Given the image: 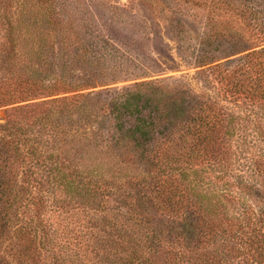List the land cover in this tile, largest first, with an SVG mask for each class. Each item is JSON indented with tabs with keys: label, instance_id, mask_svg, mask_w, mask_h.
Instances as JSON below:
<instances>
[{
	"label": "rangeland",
	"instance_id": "obj_1",
	"mask_svg": "<svg viewBox=\"0 0 264 264\" xmlns=\"http://www.w3.org/2000/svg\"><path fill=\"white\" fill-rule=\"evenodd\" d=\"M75 2L81 12L84 9L90 10L84 14H92L89 18L99 23L104 36L111 38L110 42L120 52L116 62L108 64L113 74L111 78L117 79L119 84H113L111 91L102 87L84 91L97 93L96 99H93L94 102L86 100L89 106L93 105L89 111L92 116L81 121L82 125L87 123L86 133L72 144L68 131L64 130L67 133L58 134L57 137L55 129L52 132L47 130L41 136L30 134L27 142L24 139L28 138L24 137L16 145L12 143L11 140L15 138L12 134H16L20 126H24L26 131L33 126L28 120L31 114L21 115L18 111L13 112V109L30 102L54 98L27 102L22 92H8L11 81L32 75L44 78L45 84L49 85L54 80V72L63 67L71 70L79 63L66 55L51 57L47 51L52 52L51 45L56 41V32L50 35L46 33L47 39L44 34L34 30L33 23L41 17L38 13L32 14L33 9L48 7L47 0L11 1L8 18L14 22L13 28L19 26L17 21H24L20 27H23V37L22 33L13 31L14 44L8 45V25L6 20L0 21V103L6 105L0 107V154L6 158L9 156L8 163H12L11 183L17 190L16 199L12 197L8 208L0 204V210L4 212L2 216L13 220L9 222V227H5L0 238V256L3 255L10 264H17L19 254L23 253L29 258L28 264H121L126 259L131 260L130 256H135L136 252L138 259L149 258L156 264H168L171 259L175 260L178 252L176 249L181 248L184 260L194 258L193 252L187 251L176 240L185 235L186 229L189 230L185 227H198L192 242L196 243L201 238L197 237L199 228L205 227L204 224L196 221L194 224V217L190 215L180 224L176 217L170 218L168 211L163 212L157 206L151 208L142 197L144 191H148L146 187L151 184L143 180L148 177L146 166L130 152V145L114 150L98 142L103 141L100 135L104 134L105 138L107 133L109 116L106 112L109 100L117 92L114 87L132 84L129 80L143 73L148 74L147 79H159V85L164 88L166 96L176 92L182 94V91L200 94L204 96L203 99L216 103L221 113L225 114L226 120L214 133L215 137L221 138L218 141L220 147L211 145V148H219L217 155L210 154H215L208 147L210 140L197 142L195 139L194 143L199 148L197 152L201 154L195 161H198L197 165L190 162L192 164L187 166L183 163V180H179L182 178L180 169L174 170L173 174L177 180L176 185L181 187L185 197L184 208L189 200L201 203L204 208L208 207L209 212L216 214L211 224L213 232L219 233L220 240H231V231L235 229L233 218L243 212L246 207L244 205L251 206L255 212L264 209V191L258 197V193L250 195L247 190L237 186L240 176L250 177L247 172L250 160L261 153L260 148L264 147L261 142L264 136V100L254 99L247 91L236 88L241 86L247 89L256 85L260 79L261 68L248 54L264 50V0ZM66 5L63 16L70 17L75 3L69 0ZM247 7L253 13L248 12V16H244L242 14L248 11ZM22 8L26 9L24 14L20 13ZM210 20L216 31L213 35L212 27L208 24ZM43 39L46 41L41 43ZM44 51L47 58L42 56ZM259 55L264 60V53ZM202 59L215 61L213 65L220 64V71L214 76L210 75L208 67H199ZM123 62L130 66V73L118 70L117 65ZM84 69L89 70V66ZM235 72L233 80H230ZM169 100L166 98V101ZM189 103L190 99H187L186 105ZM75 105L68 107L66 104H53L42 109L49 110V114L54 107L48 123L57 127L60 124L77 127L81 125L80 116L84 119L83 115L87 112L83 105ZM10 118H16L11 127L8 125ZM36 137L48 143L38 147L46 154L41 151L40 156L36 154L34 157L29 150L30 146L38 145ZM56 137L59 146L69 141V146L65 147L68 150L63 149L66 151L63 155L69 157L73 167L85 169L82 165L85 162L89 169H97V172L90 177H71L70 181L54 179V175L46 169L56 158L51 154L54 152L51 147L57 146V142H52ZM102 172L103 176L97 175ZM166 172L162 178L155 175L148 179L152 181L153 189L155 183L166 179ZM3 174L4 170L0 168V181L4 180ZM130 185L135 187L134 190ZM129 196L135 197L139 206L130 207L132 205L126 201L130 199ZM176 200L179 198L176 197ZM4 219H0V223L8 226ZM149 227L150 231L153 230L166 241L168 238L171 243L161 248L156 242L157 246L144 248L137 235L146 239V229ZM129 235L134 237L133 240ZM208 239H212L210 235ZM175 242L178 247L172 244ZM238 255L227 253L232 263L241 261ZM3 258L1 261H4Z\"/></svg>",
	"mask_w": 264,
	"mask_h": 264
},
{
	"label": "trees",
	"instance_id": "obj_2",
	"mask_svg": "<svg viewBox=\"0 0 264 264\" xmlns=\"http://www.w3.org/2000/svg\"><path fill=\"white\" fill-rule=\"evenodd\" d=\"M11 1L12 0H0V11L3 13L0 16V21L5 22L6 20L8 25V45L15 43L14 30L22 33V37L24 36L23 27L20 28L24 21H17L19 26L15 29L13 28L14 22L8 18V9ZM68 1L69 0H47L49 4L48 7L41 6L34 8L32 14L38 13L39 17H41L39 21L33 23L34 30L41 33V35L44 34L46 38L48 34L50 35L52 32H56V41L51 45L52 52H47H50V56L53 58L66 55L71 60H76L79 65L71 70H69L68 67H63L61 70L54 72V80L49 82V85L45 84L44 78H35L32 77V75L20 77V80L11 81V85L8 86V92H22L24 94L23 98L27 102L32 99L54 98L41 102H30L22 107L13 109V112L18 111L21 115L23 113L26 116L31 114L32 116L28 117V120L33 124L32 128L27 131L24 126L18 128L15 124L18 131L16 134H12L15 138L11 140L15 145L21 141V139H24V137L28 138L30 134L41 136L44 133L46 134L47 130L52 132V129L56 130L55 133L57 135L65 134L67 133L65 131H68L69 137H71V144L73 141H79L81 135L86 133L85 126H87V123L82 125L83 123L81 121L85 120L87 116H92V113L90 114L89 111H91L90 109L93 105L89 106L86 100H92L94 102L93 99H96L95 95L97 94H93V91L90 93H85L84 91L99 87L111 91V86L113 84H119L117 79L111 78L113 74L109 71L111 69L108 64L116 62L115 59L120 49L116 47L114 43H111V38L104 36V32L101 30L99 23L95 19L89 18V15L91 16L92 14H84L90 12L89 9H84L82 12L80 11L75 2L78 0H71L75 5L71 11L70 17L63 16V13L67 9L66 6L68 5H66V3ZM80 1L82 0H79V2ZM193 1L194 0H188L190 3H193ZM25 10L26 9L22 8L20 13L24 14L23 12H25ZM246 10L248 11L242 15L248 16V12H252L248 7ZM32 14H30V17H32ZM211 23L212 21L210 20L208 24L212 27L211 35H213L216 31ZM19 30H22V32ZM44 41H46V39H43L41 43ZM261 53H264V50H262V52L248 54V57L261 68V72H259L260 79L257 84L247 89H243L241 86L236 88L241 91H247L254 99L260 98L264 100V60L262 56L259 55ZM42 56L44 58L48 57L45 51ZM118 58L121 59L120 57ZM124 62L117 65L118 70H121V73H130V66ZM127 62L131 63V61ZM214 62L215 61H210L208 59H202L199 67H208L209 71H211L210 75L214 76L220 71L219 68L221 67L220 64L213 65ZM85 66H89V70L84 69ZM242 68H240V70ZM236 72L231 75L229 78L230 80H233ZM147 78H149L148 74L143 73V75L129 80L132 84L114 87L117 92L109 100L106 112L107 116H109V121H107L109 124L107 133L105 134V138L104 134H99L103 141L98 140V142L102 146L104 145L114 150L130 145V152L137 157V160H139L141 164L146 166L148 177H144L143 180L151 184L146 187L148 191H144L145 194H142V197L147 200L146 204L148 203L151 208L157 206L163 212L168 211L170 213V218H173V216L176 217V220L180 224L182 221L187 220L189 215L194 217V224L195 221L196 223L202 222L204 224V229L199 228L200 233H197V237L200 236L201 238L196 243L193 244L192 242L196 236L195 230H197L198 227L194 229L193 227L184 226L185 228H189V230L187 231L186 229L185 235L179 236L176 240V242L178 241L179 244L183 245V248H186L187 251H192L195 255L194 258L184 260L185 258L181 254L182 249L179 248L176 249L178 252L175 260L171 259L168 264H200V261L201 264H264V209L255 212L251 206L244 205L246 207H244L243 212L239 213V216L233 218V227H235V229L231 231L232 234L229 237V239H232L220 240L221 237L219 233L213 232L214 227L211 225L214 223L213 217H215L216 214L209 212L208 207L204 208L201 203H193L190 200L186 203L184 208L183 202L185 197L181 193V187L176 185L177 180L173 174L174 170L180 169L182 178L179 180H183L185 177V172L182 171L183 163L187 166L192 163L197 165L198 161H195L201 154L197 152L199 148H197L198 144L194 143L195 139H197V142L210 140L211 142L208 147L215 152V154H210L212 156L217 155L216 153L219 148H217V146L214 148L212 146L211 148V145H218L220 147L218 141H220L221 138L215 137L214 133L218 131V126L226 120L225 114L223 115L221 113L222 111L218 108L216 103L203 99L204 96L200 94L182 91V94L176 92L167 94L168 96H166L164 93L165 90H163L164 88L159 85V79ZM69 93L73 94L71 96H66V94ZM166 98L171 100L166 101ZM187 99H190L189 105H186ZM80 102H82L81 105H83L87 113L83 115L84 119L80 116L81 125L77 127L73 125L68 127L66 124H60L57 127V125L53 123H48L54 113V107L49 114V110L44 111L42 109L47 105L53 106V104L62 106L64 104L67 106L76 104L75 106H81L79 104ZM3 106L6 105L0 103V107ZM38 109H40L41 112ZM47 115L48 118L45 119ZM15 119L16 118L9 119L8 125L10 127L11 124L13 125ZM210 133L211 135H209ZM59 135L57 137H59ZM96 136H98V134ZM57 137L52 139L54 144L57 142ZM24 140L27 142L29 138ZM37 140L38 145L30 146L31 151L29 150L34 157H36V154L40 156L43 152V150L38 149L40 144L44 145L48 143V141H44L43 138H37ZM261 142H263L264 146V136ZM64 143L65 144L59 146L57 142V146L53 145L51 147L55 152L51 154H54L56 158L48 164L46 169L48 173L54 175V179L59 178L67 181H70L71 177L72 179L81 177L80 175L93 176L92 173L94 174L97 172V169H89L87 163H82V165L86 167L85 169L81 166V169L73 167V165L70 164L68 160L69 157L63 155L67 149L65 147L69 146V141H65ZM260 152L261 153L255 155L254 159L250 160L251 164L248 166L247 172L251 178L249 176L246 177L247 175L240 176L237 182V186L242 190H247L250 195L258 193V197L263 195L264 191V147L260 148ZM43 153L46 154V152ZM48 156L46 157L48 158ZM38 158L41 159L40 157ZM62 160L67 161L69 164L62 163ZM83 160L84 158L82 161ZM8 162L9 156L6 158L0 154V168L4 170V180L0 181V204L6 205L7 207L5 208H8V204L12 202L13 198L17 195V190L12 186V179L10 177L12 174V172H10L12 163L9 165ZM76 168L79 170L76 171ZM164 172L167 173L166 179L159 180L158 183H155V189H153V183L152 181L149 182L148 179H151V177L155 175L162 178ZM97 175L103 176V172L97 173ZM130 188L134 190L135 187L130 185ZM129 197L130 199L126 201L132 205L130 207L135 208L139 206L135 197ZM176 197L179 198L178 201ZM153 202H157V204L154 205ZM180 210H182V212H180ZM2 214H4L3 209L0 210V219L5 218V215L2 216ZM4 220H7L5 222L8 226H4V224L0 223V238L4 234L5 227H9V222H13L12 219L8 220L5 218ZM146 230L148 232L146 239H144L142 235H137L140 241H142L144 248L157 246L156 242L161 248L171 243L168 238L166 241L165 238H161L153 230L150 231V227ZM209 235L212 239H208ZM221 236H223V234ZM129 237H131L132 240L134 238L132 235H129ZM176 242L172 244L176 245ZM132 249L135 251L134 246ZM230 252L233 256L239 253L240 256H238L241 261L232 263L227 256V253ZM134 254L135 256L129 255L131 260L126 259L121 264H156L149 258L138 259L139 257L136 252ZM19 256L20 258H18L17 264L29 263V258L25 253L22 255L19 254ZM2 258L3 255L0 256V264H10L6 262L4 258V261H1ZM31 261L33 262L34 259Z\"/></svg>",
	"mask_w": 264,
	"mask_h": 264
}]
</instances>
